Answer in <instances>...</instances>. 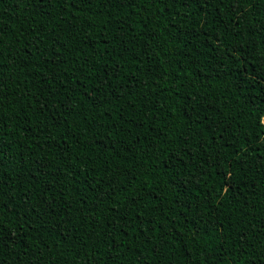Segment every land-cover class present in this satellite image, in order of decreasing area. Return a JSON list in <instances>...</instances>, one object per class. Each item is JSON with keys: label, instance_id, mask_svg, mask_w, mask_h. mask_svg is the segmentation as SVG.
<instances>
[{"label": "trees", "instance_id": "obj_1", "mask_svg": "<svg viewBox=\"0 0 264 264\" xmlns=\"http://www.w3.org/2000/svg\"><path fill=\"white\" fill-rule=\"evenodd\" d=\"M0 264H264V0H0Z\"/></svg>", "mask_w": 264, "mask_h": 264}]
</instances>
